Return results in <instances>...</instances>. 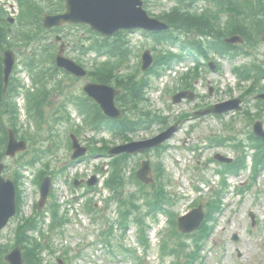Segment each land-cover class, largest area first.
<instances>
[{"label": "rangeland", "instance_id": "obj_1", "mask_svg": "<svg viewBox=\"0 0 264 264\" xmlns=\"http://www.w3.org/2000/svg\"><path fill=\"white\" fill-rule=\"evenodd\" d=\"M147 2H149L148 10L153 15H159L164 11H168L175 4L174 0H148ZM0 5L17 6L15 0H0ZM227 16L231 17L230 14H227ZM67 32L68 30L65 29L63 33L59 34L62 35ZM72 32L78 36L82 35L81 31ZM38 38L41 43L48 46L50 40L46 32L39 33ZM132 38H134L132 40L133 46L135 47V58L130 63V66L132 68H137L138 61H141V55L146 49H151L153 42L152 38L147 37L142 32L134 34ZM66 41L69 42L70 45L78 42L73 41V39L71 40L70 37H68ZM10 42L15 44L13 40ZM35 45H37V42L28 43L26 47H34ZM256 45V60L260 68L264 69V39H259ZM21 46V49L25 50V45ZM15 48H20V45L16 43ZM173 49L177 51L176 47H173L172 50ZM29 52L30 50L27 48L26 53L28 54ZM26 53H17V64L14 75L21 79L26 85H30L31 80L28 78L27 72L22 68L21 63ZM77 54L79 53L68 48L69 56L75 57ZM93 55L83 58V64L86 67L91 66ZM136 56L140 57L137 58ZM213 57V61L220 64L221 71L217 73L211 72L210 68L205 65L203 66V74L194 84L195 92L200 95L199 98L195 101H184L179 105H174L172 103V96L175 94L173 90L178 88L179 83L176 84L175 82L174 85L170 84L162 88L158 84V80H155L154 88L148 94L150 98L148 110L161 112L164 116L171 118L170 121L173 123L177 121L178 116L192 114L197 111L199 107L223 102L229 100L231 97H240L243 93L242 91H244L249 84H244L243 87L238 86L237 79L233 75V68L245 62H249L250 59L239 58L232 61L227 57L218 55H213ZM58 76V79L61 81L59 82L58 90L51 97L46 106L47 123L44 125L43 129L40 130L41 135L35 136L37 142L33 147V151L46 149L47 146L52 149L47 152V157L43 160L53 171H61L71 166L69 164L71 161V151L68 137L70 133H74L72 132L74 128L73 122L59 126L53 130L52 125L57 118L54 114L60 109V104L63 102L64 98H66L68 91L71 90L73 94L76 92L80 93L84 85L83 81H72L62 75ZM167 89L170 91H167ZM259 94H264V89L257 90L255 93L250 94L244 104L246 111H251L257 117L253 119V117L250 116V119V117H245L243 114H231L225 119V121L228 122L232 116L236 118L234 126L242 139H248V134L253 131V124L256 120H262L264 122V111L262 110L264 107V100L257 98ZM17 102L21 108V123L25 124L24 122L27 123V121L25 119L24 100L19 99ZM71 113L74 118L76 113L73 110ZM82 121V117L78 118V116H76L74 122L81 124ZM183 122L182 129L167 143V147L162 152H152L151 154L136 156L128 162V168L124 169L125 173L129 175V177L125 175L126 182H128L126 187L127 194L131 195L137 191V187L129 180L130 175H132L133 170L136 169L137 171L139 169L144 159L151 158L154 167L163 166L166 172L165 181H167V183L171 181V186L168 187L167 190L177 196V201L173 210L179 214L188 210L193 200L199 198V196L204 198L201 202V204L204 205L210 191L219 187L222 177L217 171L221 170L223 167L214 160L216 153H221L233 158L237 157L233 147L229 145L219 147L208 139L218 137L227 132V129L229 130L231 126L225 127L223 125L224 121L215 117H207ZM161 128V126L156 125L149 131L140 130L132 136V139L141 140L152 137L161 132ZM34 130H36L35 127L33 128L26 124L22 133L33 134ZM51 136H55L59 146L58 149L52 147L50 143L52 141ZM90 138L98 140L103 138L110 142V146L121 143V141H113L112 136L107 132L96 133L91 130L83 132L81 142L87 141ZM31 156L32 155L26 157L22 161L31 158ZM13 163L12 160H7V164ZM15 167L17 166L9 168L6 171L5 174L7 177L11 178L10 176L13 175ZM41 167H43V163H41L38 168ZM97 167H101V171L104 172L107 169V159L100 155L92 156L86 161L74 164L72 168H77L78 179H88L90 175H97L102 178V173L98 171ZM81 168H83V172L80 174L79 170ZM68 170L69 169L65 170L63 173L60 172L57 175L54 180V191L58 203L62 205V212H64V209L69 208L68 214L69 217L72 218V223L67 227L66 234L56 237L54 240L56 253L51 255L46 254L47 260L51 264H55L58 259L61 258L62 250L69 248L71 250V255L76 257L73 259L74 264H133L132 261L117 252L114 253V258H112L107 249L102 247L100 243L96 244V241L99 240L97 233V226L99 227V223H94L96 217L91 218L82 211L83 202L85 200L71 203L74 198L73 194L76 193V191L72 187L73 182L70 179L71 177L67 175ZM36 171L37 169L30 172L31 178L23 181V185L21 186V190L24 192V215H29L33 212L34 205L39 197L38 187L33 182L34 173H36ZM22 172L24 175L25 170ZM155 175H159V172L155 174L154 171V176ZM227 181L230 185V189L226 192L223 199L224 210L214 224L212 236H210L205 251L201 253L202 257H200L195 264H264V175L259 179L258 187L253 188H249L252 184L250 171L244 172L238 177L228 176ZM240 182H244L245 190L238 196L236 192ZM197 187L201 189V193L197 192ZM98 192L99 191L95 192L93 197L89 195L87 198H93L101 207L104 205L103 209L108 210V212L105 213L108 218L111 221L117 220V204L114 202L111 205L107 201L103 203L105 199L109 197V193L105 190H100V193L96 195ZM28 194L29 197L32 196L34 198L33 205L32 203L29 205L26 204V196ZM49 202L50 199L48 205ZM69 203H71V208ZM251 214L255 217V226L252 225ZM48 221L49 220H47V223ZM166 221L167 217L162 218L161 224L151 231L152 249L148 252V256H143L144 251L142 249L139 250L138 254L143 256L145 264H170L172 260L171 257L163 259L160 256V245L162 240L170 239L171 237V235L168 234L167 228L169 224ZM14 227L15 224L10 226V229L3 233L0 237L1 243H6L13 237L12 229ZM117 234L120 235L121 231L117 232ZM136 236L137 232L132 228L127 231L126 237L122 240L116 238L118 243H126L133 249L137 245ZM235 236L238 237V240H235ZM188 243L192 244V241L188 240ZM63 264H67V262H63Z\"/></svg>", "mask_w": 264, "mask_h": 264}, {"label": "trees", "instance_id": "obj_2", "mask_svg": "<svg viewBox=\"0 0 264 264\" xmlns=\"http://www.w3.org/2000/svg\"><path fill=\"white\" fill-rule=\"evenodd\" d=\"M42 1L41 3L31 0L19 1L21 6L20 21L23 24L22 32L26 36H28L30 31L36 34L37 31L42 29L41 15L44 12L56 13L61 11L64 7V0H59L55 3H53L54 0ZM202 1L208 2L211 6H217L219 9L218 13L214 10H207L203 14L199 13L197 10H192V6L195 3L197 4ZM177 3L178 5L173 8L171 12L161 16L163 20L171 25L172 29L170 34H154L153 36L157 44L167 43V41L175 44L179 40V34L185 33L187 36L194 34L195 39L198 41H186V43L187 45H191L197 54L207 57L210 51H215L221 55L229 54L237 56L246 54L243 52L244 47L226 44L223 40L225 37L228 35L240 34L249 45H252L255 41L259 40L260 36L264 33V3H261V1L255 3L252 0H177ZM222 12H228L231 15V20L227 23L228 27L226 30L222 28ZM127 34L126 32H121L112 39L97 38L88 47L90 51L109 56L110 61L100 67L96 66L95 70L90 75L92 79L98 82L112 84L122 90V95L118 100L125 114L122 120L113 121L107 119L101 114L99 107L85 97L81 98L77 96L71 100L77 104L81 113L86 115L96 129H100L101 127L108 128L112 130L115 135L121 136L123 139H126L128 134L136 132L143 127L149 128L154 123H162L160 118L156 117L152 119L149 113H144L142 115L140 113L143 108L142 106L147 102L145 90L149 86L148 78L139 79L137 72L135 74L119 73L120 65L123 62L122 60L125 61L131 56ZM7 37L8 29L5 26V22H1L0 20V50H2L3 46L6 44ZM202 37H206V40L212 37L213 41L210 42L209 40V42L205 44L201 40ZM176 58H178V56L174 54H169L168 56L162 54L156 63H159L163 68L165 65L172 63ZM47 61L53 64L50 73H47L40 66L36 56L29 59L27 64L35 83L42 86V90L28 96V111L31 117L40 123L45 120L44 106L50 98L48 80L53 78L55 73L59 72L54 66V54L50 55L46 59V62ZM236 73L242 80H250L254 77V70H252L251 67L237 69ZM260 76L261 74H257V79H259ZM19 87V84L12 81L7 94L4 95L2 76L0 73V140L2 142L7 138L5 117L13 127H16L18 124V107L15 99L19 95ZM253 90L254 87L251 88V91ZM72 97L74 96L72 95ZM87 118L86 120L88 121ZM254 141L257 143V147H261L262 149L261 152L254 156V159L259 167L264 168V141H259L255 138ZM2 157V153H0V160ZM125 164L126 157L114 161L113 174L107 183L111 189L119 190L125 188L126 184L124 183L122 171V166ZM245 166L246 158L242 156L230 167V170L232 172H238ZM165 187L166 185L162 184L158 186L153 193L145 190L143 196L140 198V200L145 199V204L137 205L134 203H125L123 207L122 216L125 222L130 223L133 221L132 224L138 226L141 230L139 244L143 249L150 247V241L145 237L148 228L145 224L146 219L150 216L156 218L160 212H164L163 205L170 203L169 194ZM90 209H93V206H91ZM51 211L54 217H57L58 207L55 206V204L53 208H51ZM39 216L42 217V214ZM130 218L132 219L130 220ZM39 223L40 221L36 217H33L24 220L17 229L16 243L21 245L24 249L26 264H44L41 256L42 248L30 234V232L34 233L40 229ZM206 239L207 235H203L198 242L206 241ZM108 247L114 250L112 240L108 241ZM164 248L167 249L168 246L165 245ZM3 251H5V249H3ZM122 251L130 255L133 260H139L136 256V252H130L125 249ZM175 251V249L169 251V255H175ZM1 255L2 253L0 251V261Z\"/></svg>", "mask_w": 264, "mask_h": 264}, {"label": "water", "instance_id": "obj_3", "mask_svg": "<svg viewBox=\"0 0 264 264\" xmlns=\"http://www.w3.org/2000/svg\"><path fill=\"white\" fill-rule=\"evenodd\" d=\"M44 25L47 28H53L63 23L72 24H88L93 30L105 35L112 36L122 29L134 30V29H146L151 31L167 30L168 25L157 19L151 18L143 8V2L141 0H67L66 11L58 15H44ZM228 43L243 42L239 37H233L227 40ZM64 48L60 49L57 56V63L59 67L65 68L67 71L82 77L86 72L73 61L66 59L63 56ZM144 66L143 70H147L153 58L150 52H146L143 56ZM5 81L9 80V76L13 70L15 58L12 52H7L5 57ZM85 92L99 103L105 113L113 118H120L121 112L116 108L115 98L119 94L115 89L97 83H89L84 88ZM187 94H180L175 97V101L179 102L183 96ZM190 98H193L192 96ZM233 109H240L239 102L227 104L225 106H217L213 109H208L200 114L208 113H223L229 112ZM177 130V127H173L167 132L151 140L131 143L113 148L110 153L112 155L121 153H140L151 149L153 147L160 146L164 141L169 139L172 134ZM255 132L257 135L264 137V130L262 123L255 125ZM74 148L76 153L74 159L79 158L86 153L85 148H81L77 140L75 139ZM25 142H17L15 134L10 131V142L8 147V155L14 156L18 151L25 150ZM224 160L223 158H220ZM4 166L0 165V229L7 225L8 220L16 213L15 202V187L12 182H6L1 177V172ZM151 172L150 162L147 161L143 164V167L138 172V178L149 183L152 180L148 178ZM95 182V181H94ZM91 182V184H94ZM51 189V180L47 178L42 185V200L40 202V208H42L47 200V197ZM203 215L199 211L193 212L189 217L182 219L180 222V228L183 231H192L197 228ZM7 260L11 264H23L20 249H16Z\"/></svg>", "mask_w": 264, "mask_h": 264}]
</instances>
